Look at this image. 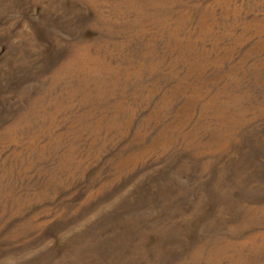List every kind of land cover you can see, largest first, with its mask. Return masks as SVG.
Masks as SVG:
<instances>
[{
	"label": "rangeland",
	"instance_id": "374dc122",
	"mask_svg": "<svg viewBox=\"0 0 264 264\" xmlns=\"http://www.w3.org/2000/svg\"><path fill=\"white\" fill-rule=\"evenodd\" d=\"M0 264H264V0H0Z\"/></svg>",
	"mask_w": 264,
	"mask_h": 264
}]
</instances>
